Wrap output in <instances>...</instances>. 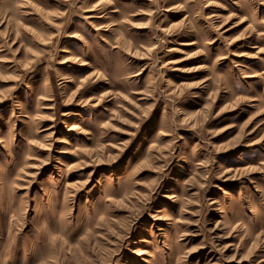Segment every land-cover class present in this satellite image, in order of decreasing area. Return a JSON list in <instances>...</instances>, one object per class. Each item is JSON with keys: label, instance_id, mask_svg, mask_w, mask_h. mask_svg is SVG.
Returning a JSON list of instances; mask_svg holds the SVG:
<instances>
[{"label": "rangeland", "instance_id": "374dc122", "mask_svg": "<svg viewBox=\"0 0 264 264\" xmlns=\"http://www.w3.org/2000/svg\"><path fill=\"white\" fill-rule=\"evenodd\" d=\"M0 264H264V0H0Z\"/></svg>", "mask_w": 264, "mask_h": 264}]
</instances>
